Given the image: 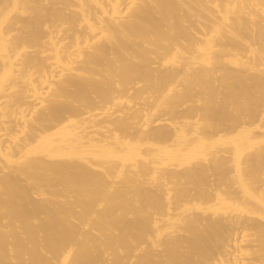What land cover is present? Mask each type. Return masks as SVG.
Masks as SVG:
<instances>
[{"label":"bare ground","instance_id":"6f19581e","mask_svg":"<svg viewBox=\"0 0 264 264\" xmlns=\"http://www.w3.org/2000/svg\"><path fill=\"white\" fill-rule=\"evenodd\" d=\"M0 264H264V0H0Z\"/></svg>","mask_w":264,"mask_h":264}]
</instances>
